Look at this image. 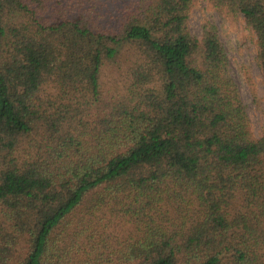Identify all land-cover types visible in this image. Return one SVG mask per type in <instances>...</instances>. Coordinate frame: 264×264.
I'll return each instance as SVG.
<instances>
[{"label":"trees","instance_id":"trees-1","mask_svg":"<svg viewBox=\"0 0 264 264\" xmlns=\"http://www.w3.org/2000/svg\"><path fill=\"white\" fill-rule=\"evenodd\" d=\"M196 1L0 0V264H264V127ZM206 8L264 69V0Z\"/></svg>","mask_w":264,"mask_h":264},{"label":"rangeland","instance_id":"rangeland-1","mask_svg":"<svg viewBox=\"0 0 264 264\" xmlns=\"http://www.w3.org/2000/svg\"><path fill=\"white\" fill-rule=\"evenodd\" d=\"M207 0H197L189 13V28L199 35L205 19L219 29L226 50L229 74L238 87L253 132L258 135L264 127V69L256 60L253 34L241 19H226L206 8Z\"/></svg>","mask_w":264,"mask_h":264}]
</instances>
